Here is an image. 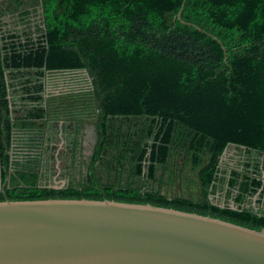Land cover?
<instances>
[{"label":"trees","instance_id":"16d2710c","mask_svg":"<svg viewBox=\"0 0 264 264\" xmlns=\"http://www.w3.org/2000/svg\"><path fill=\"white\" fill-rule=\"evenodd\" d=\"M182 1L0 0V202L150 204L264 229V0H186L202 31L178 21Z\"/></svg>","mask_w":264,"mask_h":264},{"label":"water","instance_id":"95a60500","mask_svg":"<svg viewBox=\"0 0 264 264\" xmlns=\"http://www.w3.org/2000/svg\"><path fill=\"white\" fill-rule=\"evenodd\" d=\"M185 2L178 21L202 31L181 19ZM0 264H264V229L150 204L5 200Z\"/></svg>","mask_w":264,"mask_h":264},{"label":"rangeland","instance_id":"374dc122","mask_svg":"<svg viewBox=\"0 0 264 264\" xmlns=\"http://www.w3.org/2000/svg\"><path fill=\"white\" fill-rule=\"evenodd\" d=\"M55 83H56V86H58L57 88L59 90L64 89V91L72 90V89H78L79 87H81L80 82L74 80L73 78H59V79L55 80ZM54 86L55 85L52 84V86L49 85V88H48V90L52 93L59 91V90H56L55 88H53ZM85 133L86 134H85V139H84L83 145H84V152L86 155H88L91 152L92 144L94 141L92 127H87ZM62 150H63V145H62V142H60L58 145V148L54 152L55 156L57 157L58 153L61 152ZM232 156H237V153L234 150H229L225 154L224 160H230L231 158H233V160H231L230 162L234 163L238 159V157H232ZM55 167L57 169V172L55 173V175H53L51 180L54 182V186H62L60 181H62V180L64 181V179L61 178L58 174V172L60 170L58 162H56ZM263 177H264V173H263Z\"/></svg>","mask_w":264,"mask_h":264},{"label":"flooded vegetation","instance_id":"af4514ba","mask_svg":"<svg viewBox=\"0 0 264 264\" xmlns=\"http://www.w3.org/2000/svg\"><path fill=\"white\" fill-rule=\"evenodd\" d=\"M175 187L171 188L172 192H170V194H172V196L176 197V194L181 193V188L183 186V184L177 180V182L174 185ZM180 195H177V197H179Z\"/></svg>","mask_w":264,"mask_h":264},{"label":"clouds","instance_id":"9594fccd","mask_svg":"<svg viewBox=\"0 0 264 264\" xmlns=\"http://www.w3.org/2000/svg\"><path fill=\"white\" fill-rule=\"evenodd\" d=\"M58 162V161H57ZM59 163V162H58ZM58 174L60 175V170H59V172H58ZM65 182V181H64Z\"/></svg>","mask_w":264,"mask_h":264}]
</instances>
